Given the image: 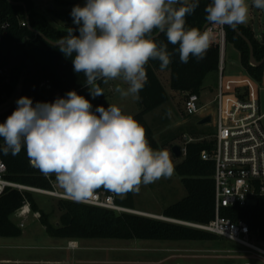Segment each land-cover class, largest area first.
I'll return each mask as SVG.
<instances>
[{
  "label": "clouds",
  "instance_id": "1",
  "mask_svg": "<svg viewBox=\"0 0 264 264\" xmlns=\"http://www.w3.org/2000/svg\"><path fill=\"white\" fill-rule=\"evenodd\" d=\"M198 6L199 0H85L70 13L76 28L50 43L66 58L74 55V72L83 73L93 99L105 95L101 84L120 80L114 87L119 97L139 101L149 61L169 68V44L177 46L181 63L205 58L214 32L186 27V17ZM251 7L264 10V0H251V5L248 0H210L205 20L235 28L247 23ZM160 34L167 43L158 40ZM16 104L0 123L3 153L15 156L25 149L31 164L45 176L54 175L72 201H87L100 188L124 196L174 172L169 152L153 149L145 128L116 104L93 110L75 90L53 102L34 105L23 96ZM166 116L171 118V109Z\"/></svg>",
  "mask_w": 264,
  "mask_h": 264
},
{
  "label": "trees",
  "instance_id": "2",
  "mask_svg": "<svg viewBox=\"0 0 264 264\" xmlns=\"http://www.w3.org/2000/svg\"><path fill=\"white\" fill-rule=\"evenodd\" d=\"M0 0V22L9 20L10 28L0 37V64L11 66V91L21 83L20 97L27 96L36 102H53L57 97H65L66 93L75 90L79 95L88 99L93 110L97 106L106 107V94L93 99L89 90L84 86L83 73L74 72L73 57L66 58L57 46L50 43L67 34L69 28H76L71 17V8L50 7L49 12L63 26L53 25L35 7L32 0ZM210 0H199V6L193 14L186 17V27H196L200 30L208 23L205 20V7ZM31 27L38 31L36 34L28 27H21L18 16H24L25 7ZM239 31L252 43L253 53L258 61L264 59V33L258 40L250 26L238 25ZM227 43L232 44L240 53L241 72L254 81L261 83L264 77V64L252 66L249 62L250 47L242 36L230 26H224ZM78 35V31L74 32ZM50 41H48V40ZM158 40L167 43L163 34ZM171 44L168 50L173 52L171 64L166 69L170 72V87L172 90L201 95L206 89L205 81L211 75H218L220 65V50L212 43L205 58L196 61L190 57L184 64L179 60L178 53ZM161 70L159 61L150 60L146 65L147 83L139 93L140 111L134 118L145 128L146 138L153 149L159 150L153 128L146 120L147 114L165 104L169 95L164 88L157 71ZM103 84L101 87L104 89ZM17 104L7 111L0 113V123H3L16 109ZM175 139V138H174ZM172 139V141L174 140ZM213 142L207 140L186 144V155L175 167L187 191L186 197L168 206L163 217L177 221L208 223L215 218L216 188L214 181L215 165L212 161L202 159L201 153L211 150ZM173 146V145H172ZM5 147L0 140V159L7 166L6 179L26 187L54 191L53 177L50 179L34 167L22 148L18 155L10 152L5 155ZM105 190V189H98ZM107 191V190H106ZM109 192V191H108ZM28 202L31 210L40 214V222L46 232L55 238L81 241L83 239H119V240H160V241H217L221 237L209 232L192 228L172 221L161 220L132 212L115 210L87 205L67 199H60L58 207L62 211L57 223L49 220V214L39 208L33 195L28 190L20 191L7 188L0 195V237H20L22 228L13 221V215ZM116 203L129 210H136L133 192L125 199L117 196ZM220 215L232 220L243 219L248 222L253 232H258L264 242V199L259 198L255 204L246 207H224Z\"/></svg>",
  "mask_w": 264,
  "mask_h": 264
},
{
  "label": "rangeland",
  "instance_id": "3",
  "mask_svg": "<svg viewBox=\"0 0 264 264\" xmlns=\"http://www.w3.org/2000/svg\"><path fill=\"white\" fill-rule=\"evenodd\" d=\"M32 1L37 10L57 27H61L63 24L49 12L50 7L73 9L74 6H83L85 3V0ZM248 3L251 5V0H248ZM243 25L250 26L257 39L261 41L264 33V10L251 7L248 21ZM224 62L225 71L222 74L211 75L205 81L206 89L201 93L202 102L215 99L222 78L225 82L226 92L231 91L234 84L248 83L249 78L253 82L250 84L251 94L256 93L255 86H258L256 81H253L248 75V78L239 77L241 72L240 53L230 43L226 45ZM168 72V70H159L157 74L168 92L169 99L161 107L147 114L146 120L155 132L159 149L169 152L174 172L168 178H161L151 184L141 185L138 192H133L136 210L146 211L145 213L156 216H162L161 214L168 206L187 195L181 177L175 170L176 165L183 161L184 156L176 157L172 153V145L184 146L185 135L196 139H209L215 133L213 123L199 125L198 117H188L184 113L185 97L180 92L171 89L170 73ZM117 84H122V82L114 80L104 86L106 107L109 104H116L126 114L134 116L140 111L139 101H133L131 98L122 100L119 94L114 91ZM261 94L263 95V93ZM168 109L172 111L171 118L166 116ZM172 139L174 140L172 141ZM49 176H52L56 183L55 176ZM56 187L63 191L58 185ZM53 188L55 189V187ZM30 192L39 208L50 213L49 220L52 223H57L62 214L58 207V201L62 198L56 195ZM127 195L128 193L118 197L125 199ZM25 205H29V203L26 202ZM29 208L30 213L26 216L20 214V209L13 215V221L22 228V235L20 237H0V261L10 260V264H244L248 260L251 264H264L255 259H247L248 254L243 252L242 247L222 237L214 242L83 239L68 243L67 239L50 236L40 222V214L31 210V207ZM72 244L75 246L72 247Z\"/></svg>",
  "mask_w": 264,
  "mask_h": 264
},
{
  "label": "built area",
  "instance_id": "4",
  "mask_svg": "<svg viewBox=\"0 0 264 264\" xmlns=\"http://www.w3.org/2000/svg\"><path fill=\"white\" fill-rule=\"evenodd\" d=\"M10 2L18 4L12 0ZM18 19L21 27L32 29L26 7L24 16H18ZM213 27L218 30L214 43L219 46V73L222 74L225 71L226 33L224 26L212 25L208 29L212 30ZM9 28V20L0 22V37ZM224 83V79L222 78L219 91L212 101L202 102L201 95L198 94H183L185 97L184 113L188 117H199L200 112L205 107H213L212 123L215 128V133L209 139H196L192 136L185 135V143L181 147L182 155L185 156L187 143L204 140L213 142L211 150L203 151L201 157L206 161L214 162L215 165L213 176L216 188L215 218L205 224L177 220L172 221L232 241L243 248V252L248 254L247 259L264 262V242L259 238L258 232H253L248 222L243 219L232 220L220 215L221 208L234 206L246 207L255 204L259 198L264 199V77L261 83L256 82L258 86H255L256 93L253 95L251 94L250 85L253 83L252 81L244 84H234L233 89L227 92L224 88ZM11 86V66L0 64V113L10 109L19 99L22 88L21 83L12 91ZM229 96L232 98L229 99ZM6 175L7 166L0 159V195L7 188L11 187L20 191L28 190L56 195L62 199L70 200L64 192L56 189L50 192L26 187L7 180ZM47 177L50 179V176ZM116 198L117 195L112 192L96 190L90 199L79 203L99 206L118 212L133 211L118 205ZM26 206L24 205L20 209L22 216L28 215L25 214ZM245 264L250 263L247 262Z\"/></svg>",
  "mask_w": 264,
  "mask_h": 264
},
{
  "label": "water",
  "instance_id": "5",
  "mask_svg": "<svg viewBox=\"0 0 264 264\" xmlns=\"http://www.w3.org/2000/svg\"><path fill=\"white\" fill-rule=\"evenodd\" d=\"M9 2L11 0H8ZM212 24L207 23L203 29L201 31H204L205 29H208L209 27H211ZM241 36L243 39H245L247 41V43L249 44L250 47V59L249 62L250 64L254 65V66H261L264 64V59L261 61H258L253 53V46L252 43L239 31V29L237 27L234 28ZM32 31H34L36 34H40L38 31L34 30L32 28ZM48 40V39H47ZM50 41V40H48ZM212 111H213V107L212 106H207L205 107L199 114V121L198 124L199 125H205V124H211L212 123ZM172 153L176 156V157H181L182 156V147L179 144H174L172 146ZM133 213V212H132ZM152 217V216H151ZM153 218H157V219H161V220H166V221H172L171 219H167L163 216H158V217H153ZM173 222V221H172Z\"/></svg>",
  "mask_w": 264,
  "mask_h": 264
},
{
  "label": "crops",
  "instance_id": "6",
  "mask_svg": "<svg viewBox=\"0 0 264 264\" xmlns=\"http://www.w3.org/2000/svg\"><path fill=\"white\" fill-rule=\"evenodd\" d=\"M216 29H215V27H213L212 28V31L214 32V36L216 37V31H215ZM215 40V39H214ZM214 42V41H213ZM168 73H170V72H168ZM170 75V74H169ZM240 76H243V77H245V78H248V76L247 75H245L244 73H242V72H240V74H239V77ZM168 78H169V76H168ZM248 81H251L249 78H248ZM200 119V118H199ZM53 186L55 187V189L57 188L56 186H57V184L56 183H54V181H53ZM56 190H58V189H56ZM58 191H60V192H63V191H61V190H58ZM36 193H38V192H36ZM41 194H43V193H41ZM28 207H29V205H28ZM30 209V208H29ZM138 211H140V210H138ZM142 212H146V211H142ZM71 243V242H78V241H74V240H68V243ZM73 245V244H72ZM250 260V259H249ZM10 260H2V261H0V264H10V262H9ZM258 261H260V260H258ZM9 262V263H8ZM248 262V260L245 262V263H247ZM260 262H262V261H260ZM244 263V264H245ZM250 264H251V262H249ZM262 263H264V262H262Z\"/></svg>",
  "mask_w": 264,
  "mask_h": 264
},
{
  "label": "bare ground",
  "instance_id": "7",
  "mask_svg": "<svg viewBox=\"0 0 264 264\" xmlns=\"http://www.w3.org/2000/svg\"><path fill=\"white\" fill-rule=\"evenodd\" d=\"M23 213H24V211H22ZM133 213H136V214H140V215H147V216H156V215H153V214H149V213H145V212H142V211H138V210H133L132 211ZM28 213H30V209H29V207H28V205L26 206V208H25V214H28ZM156 217H158V216H156ZM75 245L73 244L72 245V247H74Z\"/></svg>",
  "mask_w": 264,
  "mask_h": 264
}]
</instances>
